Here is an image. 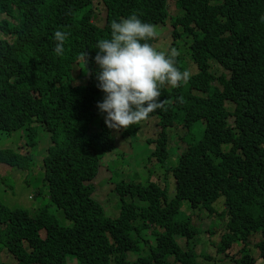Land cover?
<instances>
[{
	"label": "trees",
	"instance_id": "obj_1",
	"mask_svg": "<svg viewBox=\"0 0 264 264\" xmlns=\"http://www.w3.org/2000/svg\"><path fill=\"white\" fill-rule=\"evenodd\" d=\"M95 1L106 9L103 21ZM169 2L0 0V134L24 131L23 139L33 148L38 143L35 124L40 123L53 143L43 157L42 174L51 204L31 215L0 200V255L5 251L16 259L0 264H65L70 253L79 264H199L177 235L190 240L200 228L192 215H176L184 200L213 215V204L221 197L229 220L218 252L238 240L244 246L232 264L264 260V0H176L178 16L170 15ZM131 14L155 26L172 22L174 48L180 53L176 67L191 76L178 87L163 86L165 108L119 136L133 137L142 125L159 127L148 141L154 147L150 160L167 166L168 130L182 126L186 150L167 167L176 181V198L157 180H122L114 189L122 210L111 218L94 197V180L117 137L99 116L97 102L104 93L96 87L93 58L98 41L111 37L112 21ZM57 30L68 33L62 56L54 50ZM179 39H187L186 46ZM192 60L198 68L194 72L189 70ZM77 62L81 77L91 73L79 85L74 83ZM180 112L183 124H177ZM199 121L204 132L197 140L192 130ZM31 157L0 148V166L27 168ZM135 199L147 204L137 205ZM52 206L71 226L60 224ZM148 228L158 244L144 253L142 233ZM128 252L137 259L128 260Z\"/></svg>",
	"mask_w": 264,
	"mask_h": 264
},
{
	"label": "rangeland",
	"instance_id": "obj_2",
	"mask_svg": "<svg viewBox=\"0 0 264 264\" xmlns=\"http://www.w3.org/2000/svg\"><path fill=\"white\" fill-rule=\"evenodd\" d=\"M96 13L100 21L106 18V9L100 2L95 1ZM169 12L171 16H178L181 11L176 6V0H170ZM100 23V22H99ZM101 24V23H100ZM158 36L157 40L152 44L159 51L168 52L169 49L175 47L172 37V22L168 20L165 24L156 25ZM186 46L187 39L177 40ZM80 62V61H79ZM75 64L74 75L76 85L87 77H81L80 64ZM193 62V60H192ZM185 63L190 64L188 59ZM197 65L192 63L189 70L195 71ZM198 69V68H197ZM101 119L103 115L100 113ZM184 112L179 113V121L177 124H183L182 118ZM142 125L138 128L135 136L122 139L121 136H115L116 147L113 152L106 155L101 163L98 176L94 180L95 193L94 197L102 204L107 216L117 218L122 210V202L119 195L115 192V186L120 181H135L147 184L148 181H159L162 185H168L170 197L176 198V181L172 175H168L167 166L173 162L176 164L178 157L186 150V144L180 140L184 135V128L176 126L168 130L170 137V161L167 166L154 159L150 160V153L154 149L153 145L148 144L154 133L160 131L157 126ZM38 129L37 145L33 148L27 146L26 139H23L24 131L14 132V136L8 133L0 134V148H13L28 153L32 157L27 168L19 166H10L2 164L0 166V200L9 208H21L28 210L31 215H35L39 209L51 204L48 188L44 186L42 181L43 174V157L47 153V149L51 143L50 134L47 132L43 124L36 125ZM204 132V124L202 121L197 122L192 130L197 140L201 139ZM23 133V134H22ZM110 161V162H109ZM137 205H146L145 201L134 200ZM223 197L213 204L215 213H209L207 208L193 209L190 202L184 200L181 209L176 215L178 219H186L190 215L193 216V222L200 228V232L196 233L190 240L177 235V239L185 248L193 249L199 264H232V257L243 248L244 243L234 241L231 247L223 253L218 252L222 230L229 220L227 209ZM225 211V212H224ZM51 212L59 220L63 226H71V221L66 219L63 212L57 207L52 206ZM224 212V213H223ZM209 213V214H208ZM210 228V230H209ZM44 237L45 234L42 233ZM142 245L144 253L147 252L152 245L158 244L157 236L154 235L150 228L145 229L142 233ZM255 236L252 239L254 242ZM137 254L128 252L127 259L134 261ZM2 262L15 263L16 259L11 253L2 251L0 255ZM65 264H79V259L75 254H67ZM256 264H264V260L259 257Z\"/></svg>",
	"mask_w": 264,
	"mask_h": 264
},
{
	"label": "clouds",
	"instance_id": "obj_3",
	"mask_svg": "<svg viewBox=\"0 0 264 264\" xmlns=\"http://www.w3.org/2000/svg\"><path fill=\"white\" fill-rule=\"evenodd\" d=\"M260 19L264 21V16ZM110 27L111 37L98 41L93 59L98 65L96 87L104 93L97 108L105 125L118 136L122 130L147 120L150 113L164 109L167 101L160 99L161 88L165 85L178 87L181 81L190 79L191 73L181 72L176 67V58L180 55L176 48L163 52L148 42L158 36L157 28L142 22L136 14L121 18L119 22L113 20ZM67 37L68 33L55 31L57 55H63ZM82 56L87 65L89 53L85 51ZM86 74L91 73L87 71ZM198 208L204 207L193 209Z\"/></svg>",
	"mask_w": 264,
	"mask_h": 264
}]
</instances>
